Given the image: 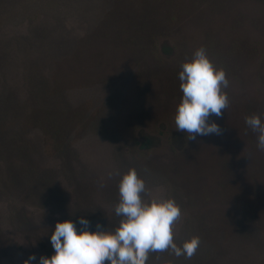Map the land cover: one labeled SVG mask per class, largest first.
Instances as JSON below:
<instances>
[{
	"label": "rangeland",
	"instance_id": "obj_1",
	"mask_svg": "<svg viewBox=\"0 0 264 264\" xmlns=\"http://www.w3.org/2000/svg\"><path fill=\"white\" fill-rule=\"evenodd\" d=\"M201 46L229 106L193 140L174 117ZM0 105V264L50 256L60 220L114 230L129 168L179 204L178 244L200 237L191 259L146 264H264V151L245 123L264 122V0H0Z\"/></svg>",
	"mask_w": 264,
	"mask_h": 264
},
{
	"label": "clouds",
	"instance_id": "obj_2",
	"mask_svg": "<svg viewBox=\"0 0 264 264\" xmlns=\"http://www.w3.org/2000/svg\"><path fill=\"white\" fill-rule=\"evenodd\" d=\"M179 81L182 97L175 111V128L193 140L197 135H219L221 129L210 117H220L229 106V97L223 91L229 83L226 71L217 67L201 46L182 63ZM245 123L257 134V147L264 151V122L260 116H246ZM119 197L115 214L121 220L114 230L99 225L90 230V222L83 216L79 230L72 219L57 221L50 236L54 252L41 255L38 261L30 254L23 264H146L150 253L170 251L186 259L196 254L199 236L180 244L174 239L173 226L181 217L179 204L172 197L150 195L135 168L121 176Z\"/></svg>",
	"mask_w": 264,
	"mask_h": 264
},
{
	"label": "trees",
	"instance_id": "obj_3",
	"mask_svg": "<svg viewBox=\"0 0 264 264\" xmlns=\"http://www.w3.org/2000/svg\"><path fill=\"white\" fill-rule=\"evenodd\" d=\"M161 49H162V51L164 52V53H167V54H169V53H171V52H173V49H172V47L169 45V44H167V43H162L161 44ZM0 114H3L4 112L2 111V106L0 105ZM4 115V114H3ZM173 140L176 142V141H178V134L177 133H175L174 135H173ZM153 143H154V141H153V138L152 137H149V136H145V138L142 140V142L140 143V145L142 146V147H144V148H150L152 145H153Z\"/></svg>",
	"mask_w": 264,
	"mask_h": 264
}]
</instances>
